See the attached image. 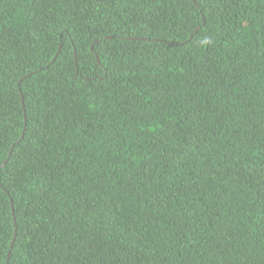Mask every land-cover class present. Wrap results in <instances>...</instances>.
<instances>
[{
    "label": "trees",
    "instance_id": "trees-1",
    "mask_svg": "<svg viewBox=\"0 0 264 264\" xmlns=\"http://www.w3.org/2000/svg\"><path fill=\"white\" fill-rule=\"evenodd\" d=\"M0 264H264V0H0Z\"/></svg>",
    "mask_w": 264,
    "mask_h": 264
},
{
    "label": "water",
    "instance_id": "water-1",
    "mask_svg": "<svg viewBox=\"0 0 264 264\" xmlns=\"http://www.w3.org/2000/svg\"><path fill=\"white\" fill-rule=\"evenodd\" d=\"M54 59H55V58H54ZM15 235H16V234H14V237H15ZM12 245H13V242H12V244H11V246H10V247H12Z\"/></svg>",
    "mask_w": 264,
    "mask_h": 264
}]
</instances>
